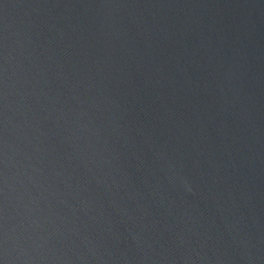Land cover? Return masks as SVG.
I'll list each match as a JSON object with an SVG mask.
<instances>
[{"label": "water", "instance_id": "obj_1", "mask_svg": "<svg viewBox=\"0 0 264 264\" xmlns=\"http://www.w3.org/2000/svg\"><path fill=\"white\" fill-rule=\"evenodd\" d=\"M0 264H264V0H0Z\"/></svg>", "mask_w": 264, "mask_h": 264}]
</instances>
